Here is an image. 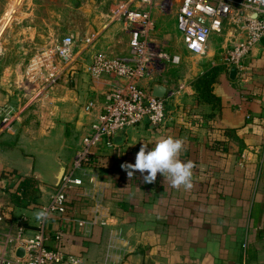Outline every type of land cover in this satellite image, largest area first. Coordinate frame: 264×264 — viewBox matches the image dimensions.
Instances as JSON below:
<instances>
[{
	"label": "crops",
	"instance_id": "crops-1",
	"mask_svg": "<svg viewBox=\"0 0 264 264\" xmlns=\"http://www.w3.org/2000/svg\"><path fill=\"white\" fill-rule=\"evenodd\" d=\"M102 35L77 43L73 79L45 90L18 77L14 90L1 88L0 114H14L15 122L10 132L0 123V247L18 220H25L29 233L35 230L41 208L98 120L106 93L128 82L89 74L95 54L112 57L101 51L111 43ZM211 43L200 57L207 66L181 78L153 67L139 81L147 93L169 99L164 126L129 128L113 146L94 150L99 162L77 172L82 186L66 192L69 221L46 224L48 247L59 246L83 264H264V48L256 46L248 56L241 82L225 58H214ZM211 72L207 101L196 88ZM166 137L183 141L179 158L194 165L191 189L174 188L159 173L146 184L139 172L129 177L121 168L135 162L142 143ZM6 174L31 180L28 205L14 203ZM93 217L98 223L92 226L74 221Z\"/></svg>",
	"mask_w": 264,
	"mask_h": 264
},
{
	"label": "built area",
	"instance_id": "built-area-1",
	"mask_svg": "<svg viewBox=\"0 0 264 264\" xmlns=\"http://www.w3.org/2000/svg\"><path fill=\"white\" fill-rule=\"evenodd\" d=\"M154 6L163 9V4L155 3V0H129L118 8L115 17L122 18L129 27V50L121 57L95 54L88 72L94 78L113 75L128 82L106 93L98 120L83 138L72 167L64 173L50 202L41 208L40 212L43 211L45 215L38 219L31 233L25 226V220H18L15 230L0 247V264H83L81 257L66 254L59 246L50 248L46 245L49 241L45 234L46 224L51 220L63 223L69 221L66 215V192L82 186V179L76 174L92 164L95 149L104 143L108 147L113 146V139L129 128L143 125L162 128L166 122L169 99L155 97L139 85V81L152 70L154 59L166 58L152 52L147 40L153 26ZM225 26H230L235 34L231 35L235 41L226 50L225 64L235 69L243 82L247 79L248 56L256 46L262 45L264 48V0L181 1L176 15V31L190 55L206 56L211 37L222 34ZM92 39L93 36L88 37L84 43L89 44ZM76 46L77 42L72 37H65L36 58L33 70L36 71L35 77L41 78L43 89L74 78L76 70L72 63ZM14 122V114H0L4 132H10ZM247 151L252 152L251 149ZM246 156L243 154L242 158ZM7 179V187L16 184L14 176ZM20 195L21 192L18 193ZM74 221L81 227L98 223L97 217L90 221ZM53 240L60 242L61 237L56 235ZM19 250L22 255H18Z\"/></svg>",
	"mask_w": 264,
	"mask_h": 264
},
{
	"label": "rangeland",
	"instance_id": "rangeland-1",
	"mask_svg": "<svg viewBox=\"0 0 264 264\" xmlns=\"http://www.w3.org/2000/svg\"><path fill=\"white\" fill-rule=\"evenodd\" d=\"M128 1L0 0V93L3 87L14 90L18 77L24 85L30 82L41 87V78L37 79L33 70L35 60L65 37L78 43L86 36L103 34V39H110L111 43L101 47V51L112 57L124 56L129 50V27L115 16L121 4ZM181 1L155 0L163 4V9L152 8L153 26L147 39L152 52L166 57L154 59L152 71L164 67L167 75L179 78L186 70L207 66L206 60L186 51L176 31ZM231 35H235L231 27L225 26L221 35H214L213 40L211 37L209 51L213 53L215 48L219 53L214 51V58L226 57V50L235 41Z\"/></svg>",
	"mask_w": 264,
	"mask_h": 264
},
{
	"label": "clouds",
	"instance_id": "clouds-1",
	"mask_svg": "<svg viewBox=\"0 0 264 264\" xmlns=\"http://www.w3.org/2000/svg\"><path fill=\"white\" fill-rule=\"evenodd\" d=\"M152 147L148 149V145ZM183 149V141L179 138L166 137L157 140L155 143H142L136 153L134 163H124V169L129 177L139 172L143 176L146 184L153 183L159 173L174 188H192V169L191 161H181L180 154ZM42 211L38 218L43 217Z\"/></svg>",
	"mask_w": 264,
	"mask_h": 264
},
{
	"label": "trees",
	"instance_id": "trees-1",
	"mask_svg": "<svg viewBox=\"0 0 264 264\" xmlns=\"http://www.w3.org/2000/svg\"><path fill=\"white\" fill-rule=\"evenodd\" d=\"M214 73H209L205 78H202L197 84V90L200 92V95L208 101L210 95V88L213 86L214 82ZM100 158H93L92 164L96 165L99 162ZM13 175V174H11ZM11 175L6 174L5 176L9 178ZM16 184L10 185L7 187V192L10 193L15 204L18 205H28L27 204V188L30 186L31 180L14 175ZM21 192V196H18V193ZM29 200V199H28Z\"/></svg>",
	"mask_w": 264,
	"mask_h": 264
},
{
	"label": "water",
	"instance_id": "water-1",
	"mask_svg": "<svg viewBox=\"0 0 264 264\" xmlns=\"http://www.w3.org/2000/svg\"><path fill=\"white\" fill-rule=\"evenodd\" d=\"M235 74H236L235 69H232V77H233ZM153 96H154V95H153ZM155 97H161V96H155ZM18 255H22V251H21V250L18 251Z\"/></svg>",
	"mask_w": 264,
	"mask_h": 264
},
{
	"label": "bare ground",
	"instance_id": "bare-ground-1",
	"mask_svg": "<svg viewBox=\"0 0 264 264\" xmlns=\"http://www.w3.org/2000/svg\"><path fill=\"white\" fill-rule=\"evenodd\" d=\"M7 19V18H6ZM4 23V22H3Z\"/></svg>",
	"mask_w": 264,
	"mask_h": 264
}]
</instances>
